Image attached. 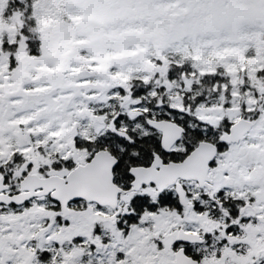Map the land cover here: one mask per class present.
Wrapping results in <instances>:
<instances>
[{
	"label": "snow or ice",
	"instance_id": "1",
	"mask_svg": "<svg viewBox=\"0 0 264 264\" xmlns=\"http://www.w3.org/2000/svg\"><path fill=\"white\" fill-rule=\"evenodd\" d=\"M0 264H264V0H0Z\"/></svg>",
	"mask_w": 264,
	"mask_h": 264
}]
</instances>
